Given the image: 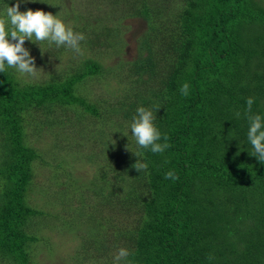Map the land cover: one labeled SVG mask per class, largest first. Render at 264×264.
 Returning a JSON list of instances; mask_svg holds the SVG:
<instances>
[{
    "label": "trees",
    "instance_id": "16d2710c",
    "mask_svg": "<svg viewBox=\"0 0 264 264\" xmlns=\"http://www.w3.org/2000/svg\"><path fill=\"white\" fill-rule=\"evenodd\" d=\"M120 1L125 13L144 18L149 30L141 41L144 55L126 72L128 94L113 103L109 116L77 95L84 80L103 74L98 61H86L81 71L46 84L24 83L7 65L0 72V264H38L34 229L48 213L29 197L35 161L48 162L28 136L44 133V124L54 128L61 114L69 118L76 109L98 117L100 130L111 126L109 140L90 139L101 150L86 154V162L96 166L86 187L99 199L97 212L100 203L120 218L107 244V231L98 241L95 228H104L109 216L103 210L101 218L95 214L80 247L91 264H113L111 250L121 248L129 252L121 264H264V163L250 155L247 138L249 115L264 122V0H179L167 19L157 0H101L111 6ZM16 3L0 0V17ZM44 8L63 14L62 0H20L21 12ZM99 25L93 37L114 35L107 24ZM93 37H85L91 46L100 42ZM185 83L187 96L180 92ZM248 98L254 101L251 113ZM139 107L153 112L159 142L168 137L170 147L163 153L137 145L131 123ZM34 114L43 121L32 122ZM138 160L147 164L143 173L133 167ZM61 168L60 186L69 203L63 210L74 217L63 225L71 227L75 219L80 225L93 215L85 199L72 206L71 194L79 190L83 197L85 189L67 175L64 162ZM168 171L179 179H165Z\"/></svg>",
    "mask_w": 264,
    "mask_h": 264
},
{
    "label": "rangeland",
    "instance_id": "374dc122",
    "mask_svg": "<svg viewBox=\"0 0 264 264\" xmlns=\"http://www.w3.org/2000/svg\"><path fill=\"white\" fill-rule=\"evenodd\" d=\"M124 3L120 1L118 5L111 6L103 4L101 0H62L63 14L58 18L71 27L74 32L85 34L86 38L93 37V33L96 31L94 28L99 31L97 26L103 22L107 24L109 29H114V35L96 34L93 41L98 37L100 42L95 41L99 43L94 46H91L88 39L85 38L80 42L81 53H76L64 46L57 47L54 43L49 44L47 41L33 43L31 40H26L25 48L35 58V65L38 70L35 75H29L20 73L15 68L16 76L24 83L46 84L63 81L68 76L81 71L86 61H98L101 64L103 74L95 76L97 80H88V78L84 80L78 85L77 95L83 96L90 103L98 106L102 116H109V108L112 107L113 103L115 104L123 94H128L131 80H128L126 72L130 71L133 62L144 55L141 50V41L149 30V24L144 18L128 16V13H125L127 10L126 6L123 5ZM178 3L179 0H157L155 6L162 8L161 12L165 16L164 19H167L170 15L169 12L174 10V6ZM44 11L48 12L45 8ZM120 16L124 17L119 19ZM89 24L93 28H84ZM89 35L91 36L87 37ZM40 47L44 52L41 51ZM49 116L45 115L44 120L46 122ZM69 116L67 118L66 115L61 114L58 118L60 124H54V128L51 129L47 124H44V133L41 132L42 134L38 135L37 133L40 131H35L36 134L28 136L32 145L40 153L43 152L44 161L48 162L35 161V177L31 185L34 188L29 197L33 206L48 213L46 221L40 220L34 229L39 238L35 245L39 249L36 256L38 264H91L90 256L84 255L80 247L83 245L84 237L91 233L89 229L96 222L95 214L96 218H101L102 213L100 211L103 210L109 216L104 218L103 222L106 223L104 228L96 224L95 232L98 235V241L103 238L105 231H107L106 243H112L114 235L111 226L120 224L119 216L114 213L110 214L107 206H102L99 203L98 206L101 210L97 212L95 203L99 199L94 196L91 186L86 187L92 182L96 169L92 162H86V154L98 153L101 150L99 142L95 141L92 145L90 139L91 137L97 140L99 138V141L102 140V142L109 140V128L111 126L104 124L105 131L100 130L101 128H97L101 122L98 121V117L88 114L82 109L70 111ZM40 118L43 121L41 114L39 116L34 114L30 120L36 123L35 121L40 120ZM92 128L95 130H91ZM28 130L32 132L30 127ZM111 136L113 137V135ZM53 140L58 141L60 147H66V150L63 149V151L56 147ZM75 142H78L80 146H76L73 150L67 148L68 144ZM62 162L65 163L67 175L72 173L85 189L83 197L79 190L71 194L73 196L72 206L82 204L79 202L80 199H85L87 202L85 209L93 215L92 219L90 216L89 221L83 220L84 223L80 225L75 222V219V224L71 227H67V224L63 225L65 219L71 221L74 217L68 211L63 210L67 208L69 203L62 190L64 186H60L63 177ZM92 246L94 248L90 250L95 253L97 243L93 242ZM110 254H118V252L114 253L112 249Z\"/></svg>",
    "mask_w": 264,
    "mask_h": 264
},
{
    "label": "clouds",
    "instance_id": "9594fccd",
    "mask_svg": "<svg viewBox=\"0 0 264 264\" xmlns=\"http://www.w3.org/2000/svg\"><path fill=\"white\" fill-rule=\"evenodd\" d=\"M84 39V34L74 32L71 27L58 18V15L31 9L21 12L20 0H17L14 6L6 8L5 16L0 17V72L5 73V65H7L16 68L23 74H36L38 69L35 65V58L25 48L26 40H31L33 43L47 41L49 44L54 43L57 47L64 46L76 53H81L80 42ZM41 51L44 52L42 48ZM180 92L187 96L189 84H183ZM253 102V98L247 99L249 113H251ZM136 111L137 114L131 123V132L137 145L141 148L150 149L153 153H163L170 145L167 143L168 137L166 135L163 137L164 142H159L162 137L154 126L153 112L144 107H139ZM236 115L239 116L240 114L237 113ZM248 120L250 126L247 138L253 148L250 155L264 163V122H262L260 115H249ZM134 154L139 157V153ZM133 167L138 172L143 173L147 169V164L138 160ZM165 179L177 180L179 177L173 171H168L165 174ZM128 256L127 249H119L113 264H121L122 261L127 260Z\"/></svg>",
    "mask_w": 264,
    "mask_h": 264
}]
</instances>
